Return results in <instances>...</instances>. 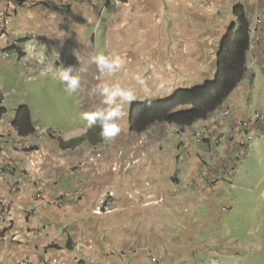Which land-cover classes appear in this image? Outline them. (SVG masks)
<instances>
[{
	"label": "crops",
	"instance_id": "1",
	"mask_svg": "<svg viewBox=\"0 0 264 264\" xmlns=\"http://www.w3.org/2000/svg\"><path fill=\"white\" fill-rule=\"evenodd\" d=\"M235 4L245 7L250 22L248 69L262 57L264 0H0V108L5 109L0 115V264H191L192 251L212 258L204 213L212 225L219 224L218 198L226 197L220 193L221 178L212 190L207 176L220 175V159L236 151L227 139L240 114L222 125L212 118L193 129L160 123L136 134L128 129L126 104L124 130L114 141H103L96 128L92 137L99 142L62 148L56 136L66 141L85 135L87 121L75 123L66 135L54 127L41 132L23 100L29 90L23 79L75 66L78 55L94 65L91 57L101 45L105 54L125 51L132 57L119 77L107 82L133 87L134 101L198 86L215 72L220 41L235 21ZM146 70L151 77L138 84L133 77ZM240 87L223 106L234 110L237 92L246 93ZM13 94L22 98L13 102L14 111L30 106L37 130L27 137L12 126L6 104ZM171 126L180 135L175 146L165 143ZM202 126L214 128L211 137L227 132L218 156L195 144L193 132ZM180 148H186L183 161ZM40 181L45 193L37 200ZM78 183L82 195L76 194ZM17 184L21 187L14 190ZM110 190L112 211L98 213ZM67 192L71 196L56 204Z\"/></svg>",
	"mask_w": 264,
	"mask_h": 264
},
{
	"label": "rangeland",
	"instance_id": "2",
	"mask_svg": "<svg viewBox=\"0 0 264 264\" xmlns=\"http://www.w3.org/2000/svg\"><path fill=\"white\" fill-rule=\"evenodd\" d=\"M116 10L120 11L117 8L113 11ZM111 43L114 48L115 43L113 41ZM99 47L95 50V54L101 52ZM116 54L123 57V54L127 53L120 51ZM75 59V67L78 68L82 64L84 68V71L80 73L81 87L76 93L65 90L66 86L58 78L59 69L36 73L35 78L30 74V78L26 79L24 75L23 81L29 90L28 97L25 96L23 100L30 104L37 126H41V132H44V128L54 127L59 134L66 135L67 132L75 129V123L83 124L85 120L81 118L82 113L105 107L102 105V97L94 92V89L99 83L107 82L109 77L101 76L96 66L90 65L85 57L78 55ZM124 59L129 63L132 57L127 54ZM248 69L249 72L247 71L240 83L242 87H245L246 93L243 94L241 90L237 92L235 98L238 100L234 110L230 106L222 105L208 118H212L211 122L215 125H222L227 120L237 117L238 114L241 115L239 116L241 120L237 121L236 127L231 133L229 132L227 139L229 144H235L236 151L232 152L230 159H220L222 162L219 165L220 175L216 173L215 177L207 176V180H212L210 182L212 190H214L215 181L221 178L220 193L221 196L226 197L218 198L217 205L222 212H219L221 214L219 224L212 225L213 220L209 218L207 212L204 213L206 217L204 230H208L206 248L208 252H211L212 258L197 256L198 252L192 251L191 254L194 255L192 260L195 263L191 264H264V59L261 57L248 64ZM151 75L152 73L146 70L142 78L146 80ZM117 77L119 73L111 76L110 80ZM17 100L22 98L13 94L6 104L13 117H15V111L12 104ZM28 104L26 105L29 106ZM256 114L261 118L258 117L252 121ZM193 127L194 125L190 128L193 129ZM211 128L202 126L195 129L194 141L197 146H204L218 156L220 142L223 141L222 138L227 135V132H222V137L220 135L211 137L214 131V128L213 130ZM254 129H258L256 134L253 132ZM197 132H200L202 136L199 141H196ZM242 132H246V139ZM243 140L246 141L244 147L239 144ZM179 142L180 135L176 132V127L171 126L166 133L165 143L175 146ZM178 153L181 154L180 159L183 161L187 155L186 148H180ZM97 156L100 155L97 154ZM117 168L114 167V169ZM208 171L216 172L217 170L210 168ZM203 172H206V166H203ZM160 200L158 201L163 202V199ZM202 240H199L200 245H203Z\"/></svg>",
	"mask_w": 264,
	"mask_h": 264
},
{
	"label": "trees",
	"instance_id": "3",
	"mask_svg": "<svg viewBox=\"0 0 264 264\" xmlns=\"http://www.w3.org/2000/svg\"><path fill=\"white\" fill-rule=\"evenodd\" d=\"M232 13L235 21L229 24L220 41L213 77L198 86L177 88L163 98L131 102L127 116L130 132L140 134L152 125L160 123L180 128L191 127L197 122L207 120L231 97L247 73V60L251 49V27L245 7L235 4ZM4 112L5 109L0 108V115ZM12 126L20 137H27L36 132L27 105H19L15 109ZM96 128L99 129V126L70 140L65 141L61 136L56 138L62 148H74L86 140L96 143L99 139L92 137Z\"/></svg>",
	"mask_w": 264,
	"mask_h": 264
},
{
	"label": "clouds",
	"instance_id": "4",
	"mask_svg": "<svg viewBox=\"0 0 264 264\" xmlns=\"http://www.w3.org/2000/svg\"><path fill=\"white\" fill-rule=\"evenodd\" d=\"M91 63L96 66L101 76L111 77L122 71L126 66L124 57L119 54H105L98 52L91 57ZM84 68L61 66L58 70L59 80L66 86L65 90L69 93H76L81 87V75ZM138 84H144L140 75L133 77ZM94 92L102 97V105L92 112H84L81 118L87 121L88 129L99 126L100 138L105 142L114 141L124 130L121 121L127 115L124 105L130 104L136 98L133 87L124 86L120 83L101 82L97 85ZM179 156V153H178ZM180 158V157H179Z\"/></svg>",
	"mask_w": 264,
	"mask_h": 264
},
{
	"label": "built area",
	"instance_id": "5",
	"mask_svg": "<svg viewBox=\"0 0 264 264\" xmlns=\"http://www.w3.org/2000/svg\"><path fill=\"white\" fill-rule=\"evenodd\" d=\"M253 46V42H251V47ZM7 56V53H3L1 55L2 58L6 57ZM262 57L264 59V47L262 49ZM258 117H260L258 114H256L255 118H252V121H254L255 119H257ZM261 118V117H260ZM243 135H244V139L245 136H246V132H242ZM196 137V135H195ZM202 136H201V133L200 132H197V138H196V141H199L201 140ZM240 146H246V141H241L240 143ZM181 156V154H179V157ZM77 185V190H76V194H81L83 193V189L80 188V183L76 184ZM21 185L20 184H17L15 186H13V189L16 190L17 188H20ZM36 199L37 200H42L43 197H44V193H45V182L44 181H40L36 184ZM72 192H67L65 193L63 196L59 197L57 200H56V204L60 205L62 204L65 199L69 196H71ZM115 196V193L114 191L110 190V191H107L104 196L102 197L100 203L98 204V207H97V212L98 213H101V212H110L112 211V207H113V198ZM162 200V199H161ZM160 200V201H161ZM3 208L2 206L0 205V212L3 213ZM155 260V259H153ZM22 264H26V262H23Z\"/></svg>",
	"mask_w": 264,
	"mask_h": 264
}]
</instances>
